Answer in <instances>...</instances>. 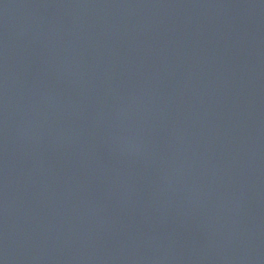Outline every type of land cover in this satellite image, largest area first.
Listing matches in <instances>:
<instances>
[{
  "label": "water",
  "instance_id": "1",
  "mask_svg": "<svg viewBox=\"0 0 264 264\" xmlns=\"http://www.w3.org/2000/svg\"><path fill=\"white\" fill-rule=\"evenodd\" d=\"M0 264H264V0H132L1 195Z\"/></svg>",
  "mask_w": 264,
  "mask_h": 264
}]
</instances>
